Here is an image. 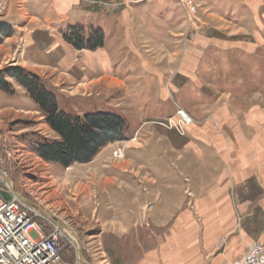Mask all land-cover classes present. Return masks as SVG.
I'll list each match as a JSON object with an SVG mask.
<instances>
[{
    "label": "rangeland",
    "instance_id": "obj_1",
    "mask_svg": "<svg viewBox=\"0 0 264 264\" xmlns=\"http://www.w3.org/2000/svg\"><path fill=\"white\" fill-rule=\"evenodd\" d=\"M140 2L157 5L153 21L139 23L134 30L120 28L110 37L125 41L133 34L137 35L135 43L117 44L109 38L106 42L105 37L102 48L80 50L64 39L69 26L82 27L87 36L106 20L109 11ZM0 3L5 5L0 22L11 31L9 37L0 31V71L20 67L39 77L67 112H110L124 121L121 140L105 145L89 163L64 167L35 151L37 142L59 137L27 90L11 77L6 78L10 87H0V169L15 191L34 203V211L47 212L75 232L85 264H98L86 245L98 243L103 238L99 232L114 227L101 215L122 206L115 204L116 195L106 190L104 181H127L135 175L147 193L148 181L170 178L176 168L172 161L150 165L147 152H142L149 141L142 134L166 132L174 142V137H187L191 127L205 121L220 130L219 119L238 118L261 108L264 0H193L194 13L179 0H78V11L68 16L51 14V6L43 0ZM179 111L192 120L188 126L180 121ZM117 151L123 156L116 155ZM115 168L123 173L107 177L106 171ZM253 185H248L249 191L259 194ZM150 207L148 201L141 203V215L147 216ZM255 213L251 220L236 215L234 221L237 232L240 228L248 231L246 242L264 241V213ZM49 219L40 218L46 233L54 228ZM146 223L137 220L133 236L125 237L124 243L131 247L153 242L145 231ZM176 223L169 220L161 227ZM157 235H153L156 240ZM108 238L116 243L112 235ZM228 239L223 237L220 244ZM241 240L237 238V253L245 244ZM63 245V260L74 262L77 249L67 239ZM130 247L108 254L130 263L143 254Z\"/></svg>",
    "mask_w": 264,
    "mask_h": 264
},
{
    "label": "crops",
    "instance_id": "obj_2",
    "mask_svg": "<svg viewBox=\"0 0 264 264\" xmlns=\"http://www.w3.org/2000/svg\"><path fill=\"white\" fill-rule=\"evenodd\" d=\"M77 1L43 0V3L51 6V14L68 16L78 11ZM155 9L157 5L151 2L118 8L109 11L98 28L105 31L107 42L120 28L129 31L141 23H151L157 12ZM139 13H142L141 19L137 16ZM128 38L110 41L117 44L137 42V35L131 34ZM219 124L223 127L221 131L212 122L205 121L201 126L191 127L187 137H174V142L166 132L154 130L142 134L144 141H149L142 151L147 152L149 164L155 167L161 162L172 161L176 168L171 171L170 178L148 181L147 193L143 192L135 175L127 181H104L106 190L116 195L115 204L122 206L115 207L119 211L111 207L110 213L102 212L101 219L114 227L99 232L98 236L103 238L98 243L86 245L98 264H228L241 259L246 247L256 242H246L248 231L240 228L237 232L234 221L236 215L251 220L256 217L255 212L264 213V100L259 111L238 118L219 119ZM120 172L117 168L110 169L106 175H119ZM248 182L260 189L259 194L249 191ZM145 201L151 204L147 216L140 212V204ZM191 202L193 206L189 205ZM141 219L147 221L145 231L151 234L153 242L130 247L124 243V238L133 236L134 225ZM169 220L177 223L161 227ZM111 235L116 243L110 242ZM153 235L159 236L157 240ZM225 236H229L228 241L220 244ZM237 238L245 243L240 253L235 248ZM129 247L143 254L130 263L119 257L113 260L108 254L121 253Z\"/></svg>",
    "mask_w": 264,
    "mask_h": 264
},
{
    "label": "trees",
    "instance_id": "obj_3",
    "mask_svg": "<svg viewBox=\"0 0 264 264\" xmlns=\"http://www.w3.org/2000/svg\"><path fill=\"white\" fill-rule=\"evenodd\" d=\"M5 26V22H0V31L9 37L11 31H6ZM84 32L80 26H69L64 32V39L80 50H96L104 46V30L91 28L87 36ZM7 77L14 78L27 90L44 113L46 123L59 137L55 141L45 139L36 143L35 151L43 159L64 167L75 163H89L105 145L123 138L124 121L119 115L110 112H90L83 115L67 112L60 108L54 93L39 77L20 67H11L5 72L0 71V87H10Z\"/></svg>",
    "mask_w": 264,
    "mask_h": 264
},
{
    "label": "built area",
    "instance_id": "obj_4",
    "mask_svg": "<svg viewBox=\"0 0 264 264\" xmlns=\"http://www.w3.org/2000/svg\"><path fill=\"white\" fill-rule=\"evenodd\" d=\"M185 7L195 12L193 0H179ZM0 3V14L4 10ZM180 121L184 126L191 123L184 111H179ZM181 133H185V128ZM116 152V155L120 154ZM1 190L9 191L12 198L6 200ZM41 215L22 203L11 188L0 176V264H81L79 257L74 262L63 260L67 239L72 246L67 233L54 223L53 230L45 232L40 222ZM229 264H264V241H256L246 247L243 257Z\"/></svg>",
    "mask_w": 264,
    "mask_h": 264
},
{
    "label": "water",
    "instance_id": "obj_5",
    "mask_svg": "<svg viewBox=\"0 0 264 264\" xmlns=\"http://www.w3.org/2000/svg\"><path fill=\"white\" fill-rule=\"evenodd\" d=\"M1 171V170H0ZM4 172V171H3ZM8 185V184H7ZM10 188H11V190L13 191V193L15 194V196L22 202V203H24V204H26L27 206H29L30 208H34L35 209V205H34V203L31 201V200H29L28 198H26V197H23L22 195H20L19 193H17L16 191H15V189H14V187H12V184H11V186L10 185H8ZM1 193H2V195H3V197L6 199V200H9V199H11L12 198V195H11V193L9 192V191H5V190H1ZM37 211H39V213H40V215L41 216H44V217H46L47 219H48V217L45 215V214H43L44 213V211L43 210H37ZM46 213V212H45ZM49 220H52V221H54L53 220V218L51 217V219H49ZM56 221H54V223H55ZM56 224L58 225V226H60L61 227V223L60 222H56ZM62 228V227H61ZM76 243V242H75ZM76 246H77V243L75 244ZM77 252H78V257H79V259H80V261H81V264H85V261H84V256H83V252H82V248L81 247H78L77 246Z\"/></svg>",
    "mask_w": 264,
    "mask_h": 264
},
{
    "label": "bare ground",
    "instance_id": "obj_6",
    "mask_svg": "<svg viewBox=\"0 0 264 264\" xmlns=\"http://www.w3.org/2000/svg\"><path fill=\"white\" fill-rule=\"evenodd\" d=\"M187 118L189 117L188 115L186 116ZM121 154H123V153H121ZM123 155H121V156H119V157H122ZM122 163V162H121ZM117 167H121V168H123L122 166H117ZM1 170V169H0ZM0 176L3 178V180L4 181H6V183L8 184V185H10L11 186V184H12V181L9 179V177L6 175V173L5 172H3L2 170L0 171ZM12 187H13V184H12ZM137 200V199H136ZM139 201V200H138ZM43 214H46L47 215V212L45 213H43ZM47 217H48V219L49 218H51L50 216H49V214L47 215ZM56 223V222H55ZM61 227H62V229H64V231L66 232V233H68V235L77 243V246L79 247V241H78V239H77V237H76V235H75V232L73 231V230H71V229H69V227L66 225V224H62L61 225ZM80 246H81V244H80Z\"/></svg>",
    "mask_w": 264,
    "mask_h": 264
}]
</instances>
